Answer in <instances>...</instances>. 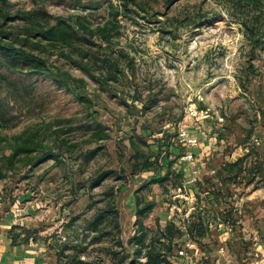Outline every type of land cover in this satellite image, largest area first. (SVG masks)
I'll list each match as a JSON object with an SVG mask.
<instances>
[{
	"label": "rangeland",
	"instance_id": "obj_1",
	"mask_svg": "<svg viewBox=\"0 0 264 264\" xmlns=\"http://www.w3.org/2000/svg\"><path fill=\"white\" fill-rule=\"evenodd\" d=\"M68 4L47 7L65 15ZM140 4L119 17L122 73L106 89L56 54L68 85L2 57L0 242L54 264H148L150 249L161 264H262L264 2ZM26 140L57 157L10 160ZM156 156L170 161L160 183ZM138 202L154 203L144 229Z\"/></svg>",
	"mask_w": 264,
	"mask_h": 264
},
{
	"label": "trees",
	"instance_id": "obj_2",
	"mask_svg": "<svg viewBox=\"0 0 264 264\" xmlns=\"http://www.w3.org/2000/svg\"><path fill=\"white\" fill-rule=\"evenodd\" d=\"M53 1L56 0H32V8L14 11L15 4L11 0H0V61L2 57L12 58L31 72L47 74L60 86L68 85L63 73L59 72L60 68L51 66L50 57L56 54L99 83L103 89H106L109 81H118L122 69L119 58L114 55L113 43L122 26L119 17L133 11L132 7H140V0H117L118 5L112 0H95L89 3L69 0L68 8L74 12L65 15L49 12L47 6ZM176 1L167 0L168 4ZM248 1L255 5L264 2ZM100 10L106 11L107 16H102L100 21L94 23L92 16ZM36 145L38 144L30 140L16 144L9 159L13 160L16 155L29 154L32 151L39 152L35 164L57 157L52 150L40 149ZM58 149H63L62 144H59ZM156 161L158 168L152 183L163 182L170 174V161L166 165L165 160L158 156ZM162 170H166L164 175ZM107 174L108 172L104 175ZM138 207V224L144 229L142 217L152 211L154 203L141 206L138 202ZM168 231H171L170 227ZM144 236L145 234L136 237L142 243ZM166 261L164 253H153L149 250L148 264H161Z\"/></svg>",
	"mask_w": 264,
	"mask_h": 264
},
{
	"label": "crops",
	"instance_id": "obj_3",
	"mask_svg": "<svg viewBox=\"0 0 264 264\" xmlns=\"http://www.w3.org/2000/svg\"><path fill=\"white\" fill-rule=\"evenodd\" d=\"M0 264L54 263L39 248L29 244H13L8 237H5L0 242Z\"/></svg>",
	"mask_w": 264,
	"mask_h": 264
},
{
	"label": "built area",
	"instance_id": "obj_4",
	"mask_svg": "<svg viewBox=\"0 0 264 264\" xmlns=\"http://www.w3.org/2000/svg\"><path fill=\"white\" fill-rule=\"evenodd\" d=\"M179 254H180V255H184V254H185V251H184V250H181V251L179 252ZM263 257H264V254H263Z\"/></svg>",
	"mask_w": 264,
	"mask_h": 264
}]
</instances>
